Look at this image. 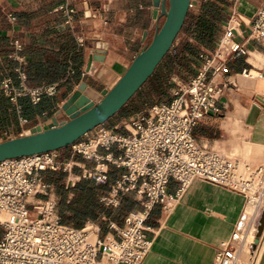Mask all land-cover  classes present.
<instances>
[{
    "label": "built area",
    "instance_id": "2783aa9c",
    "mask_svg": "<svg viewBox=\"0 0 264 264\" xmlns=\"http://www.w3.org/2000/svg\"><path fill=\"white\" fill-rule=\"evenodd\" d=\"M59 10L66 23L72 24L75 8L61 5ZM243 23L249 26L248 38L263 40L264 5L247 19L239 11L237 0H231L218 45L214 52L200 54L196 75L187 82L175 76L177 87L171 100L153 103L134 114L120 125L125 132L106 130L101 125L93 138L70 145L72 157L67 160L61 159L60 150H52L0 161V264H142L152 248L148 237L152 210L158 204L170 209L197 178L245 198L241 222L219 242L212 264H256L259 242L255 244V240H260L264 231L263 225L257 236L264 218V164L252 165L200 146L194 135L202 118L221 111L218 100L234 85L226 76L229 59L248 52L245 43L236 39ZM14 44L22 49L18 40ZM75 72L71 67L66 79ZM262 74L258 72V76ZM0 92L20 110V97H29L37 104L44 95H55L58 84L32 80L19 70L17 85L0 74ZM74 155H81L84 161L78 162ZM77 167L82 170L80 174L74 172ZM111 167L120 171L112 181ZM45 170L66 172L71 187L81 179L96 185L109 183L107 190L99 192V201L112 211L121 208L125 196L134 194L138 205L128 212L118 239H101L99 220H88L83 228L64 224L54 186L42 174ZM172 179L179 183L174 194L168 193ZM38 195L42 198L37 199ZM30 198L34 200L32 208Z\"/></svg>",
    "mask_w": 264,
    "mask_h": 264
},
{
    "label": "crops",
    "instance_id": "0c3cea01",
    "mask_svg": "<svg viewBox=\"0 0 264 264\" xmlns=\"http://www.w3.org/2000/svg\"><path fill=\"white\" fill-rule=\"evenodd\" d=\"M162 1L0 0L3 12L10 7L19 13V16L8 13L7 19L0 15V38L9 39V56L16 71L25 66L39 68L43 72L38 81L58 84L55 95H44L37 104L24 96L22 101L28 108L19 110L17 131L11 129L0 138L11 132L17 137L38 126L48 129L55 121L69 119L70 114L63 105L82 82H86L87 103L94 102L103 90L110 89L162 25ZM61 5L75 8L72 24L66 23V17L59 10ZM237 5L239 11L251 19L264 5V0H237ZM7 22L8 29L5 28ZM248 34L249 26L243 23L236 39L245 43L248 52L229 59L230 72L224 76L234 85L219 98L221 111L202 118L194 135L200 146L260 165L264 164V39L256 41L248 38ZM16 40L22 44L21 50L16 48ZM71 67L80 68L81 74L75 72L71 79H66ZM6 72H9L8 64L0 54V74L5 77ZM258 72H262V76H258ZM176 87L174 83L170 91H175ZM113 151L119 153L116 148ZM60 155L63 160L70 159L71 146L61 149ZM73 158L84 161L81 155ZM75 169L76 174L82 171ZM178 186L177 180H170L168 193L174 194ZM54 192L56 194L55 187ZM130 196L136 200L134 194ZM244 207L245 198L241 194L195 179L170 209L158 204L152 210L148 220L152 248L142 264H212L219 242L228 238L240 224ZM130 210H124L122 221L103 214L104 217L98 219L102 223L99 224L100 238L118 239V231L125 225ZM118 211L111 210L113 215ZM257 255L256 264H264V231Z\"/></svg>",
    "mask_w": 264,
    "mask_h": 264
},
{
    "label": "trees",
    "instance_id": "16d2710c",
    "mask_svg": "<svg viewBox=\"0 0 264 264\" xmlns=\"http://www.w3.org/2000/svg\"><path fill=\"white\" fill-rule=\"evenodd\" d=\"M230 5V0H193L182 31L171 50L141 89L103 125H110L111 129L116 130L114 124L117 118L125 122L149 105L168 99V92L174 85L173 78L175 76L184 82L194 77L201 66L200 54L203 51L211 53L216 49L229 17ZM8 13L19 16V13L10 7H7L5 12L0 8V15H5L3 16L5 19H7ZM9 26V22L5 23L6 29ZM9 47L8 37H1L0 54L4 57L9 68L5 77H11L14 84L17 85L19 84V71H16L14 61L9 56ZM20 70L32 80H40L38 76L43 72L39 68L34 69L28 66L21 67ZM75 71L81 74L80 68H75ZM22 98L24 96L18 99V105L21 106L22 110L25 107L27 109L28 105H24ZM170 100L169 98L166 102ZM19 117L17 104L0 92V136L11 129L17 131ZM116 131L125 132V129H117ZM75 171L76 169H74ZM117 173L112 168L110 169V181L115 179ZM42 174L45 181L56 188V194L60 201V214L64 224L83 228L88 220H98L101 213L110 219H117V213L113 215L111 210L105 208L99 201V192L107 190L109 183L96 185L92 180L81 179L75 186L71 187L68 186L67 182L68 174L62 170H45ZM136 203L134 198L127 195L124 197L119 210H130L135 207Z\"/></svg>",
    "mask_w": 264,
    "mask_h": 264
},
{
    "label": "water",
    "instance_id": "95a60500",
    "mask_svg": "<svg viewBox=\"0 0 264 264\" xmlns=\"http://www.w3.org/2000/svg\"><path fill=\"white\" fill-rule=\"evenodd\" d=\"M192 2L193 0H163L162 25L152 41L134 58L110 89L103 90L94 102H86V107H80L76 115H70L69 119L61 122L55 121L51 128L42 129L38 126L26 130L17 137L1 139L0 161L33 153L61 150L105 124L141 89L171 50L182 31ZM91 63L92 56L89 60V69ZM85 88L86 82H82L63 105L65 111L68 112L72 103L84 95ZM263 223L264 218L258 229V237L262 233ZM258 242L259 238H256L255 244Z\"/></svg>",
    "mask_w": 264,
    "mask_h": 264
},
{
    "label": "rangeland",
    "instance_id": "374dc122",
    "mask_svg": "<svg viewBox=\"0 0 264 264\" xmlns=\"http://www.w3.org/2000/svg\"><path fill=\"white\" fill-rule=\"evenodd\" d=\"M171 93H172V91H169L168 92V99L170 98L171 99ZM168 99H166V100H168ZM166 100L165 101H163V102H166ZM71 115V114H70ZM70 118V117H69ZM126 122V121H125ZM122 123H124V121H121V120H118V118L116 119V122H115V124H114V129H122V128H120V125L122 124ZM106 130H113V129H111L110 127V125L108 126V125H102ZM116 130H114V131H116ZM97 134V130H95L93 133H91V134H89L87 137H84V138H80V139H89V138H93L95 135ZM15 133H13V132H11V133H9V134H6V135H4L3 136V138L1 137L0 138V140L1 139H10V138H12V137H15ZM77 168H79V167H77ZM197 179H200V178H197ZM201 180H203V179H201ZM203 181H205V180H203ZM205 182H207V181H205ZM208 183H210V182H208ZM223 187V186H222ZM235 192V191H234ZM37 199H39V198H42V196L41 195H38L37 197H36ZM33 199L32 198H30V200H29V206L32 208V205H33ZM119 210V209H118ZM124 216H125V213H124V210H121V211H118V213H117V220H119V221H122L123 220V218H124ZM2 233H3V228H1L0 227V237H1V235H2ZM89 233L91 234V237L92 238H95V236L92 234V233H94L93 232V230H89Z\"/></svg>",
    "mask_w": 264,
    "mask_h": 264
},
{
    "label": "bare ground",
    "instance_id": "6f19581e",
    "mask_svg": "<svg viewBox=\"0 0 264 264\" xmlns=\"http://www.w3.org/2000/svg\"><path fill=\"white\" fill-rule=\"evenodd\" d=\"M86 96L82 95L79 98H77L72 105L68 108V113L72 116L76 115L79 112L80 107H86ZM95 236V233H92Z\"/></svg>",
    "mask_w": 264,
    "mask_h": 264
}]
</instances>
